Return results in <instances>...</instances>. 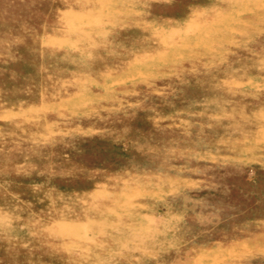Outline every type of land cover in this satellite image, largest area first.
I'll use <instances>...</instances> for the list:
<instances>
[{
    "label": "rangeland",
    "instance_id": "rangeland-1",
    "mask_svg": "<svg viewBox=\"0 0 264 264\" xmlns=\"http://www.w3.org/2000/svg\"><path fill=\"white\" fill-rule=\"evenodd\" d=\"M0 264H264V0H0Z\"/></svg>",
    "mask_w": 264,
    "mask_h": 264
}]
</instances>
